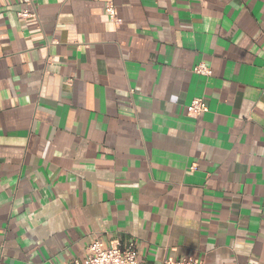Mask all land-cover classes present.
Listing matches in <instances>:
<instances>
[{"label": "crops", "instance_id": "1", "mask_svg": "<svg viewBox=\"0 0 264 264\" xmlns=\"http://www.w3.org/2000/svg\"><path fill=\"white\" fill-rule=\"evenodd\" d=\"M94 240L264 264V0H0V264Z\"/></svg>", "mask_w": 264, "mask_h": 264}, {"label": "built area", "instance_id": "2", "mask_svg": "<svg viewBox=\"0 0 264 264\" xmlns=\"http://www.w3.org/2000/svg\"><path fill=\"white\" fill-rule=\"evenodd\" d=\"M29 4L33 0H28ZM105 12L111 20L118 22L117 13L110 3L105 5ZM30 14L29 11L21 12V16ZM194 71L202 74H209V69L200 64L194 67ZM207 111V104L202 98H194L187 106L188 116L197 118ZM84 264H144L139 258V252L133 242L122 245L118 240H112L108 246H102L98 240L92 241L87 247ZM162 264H205L202 260L192 257H180L166 259Z\"/></svg>", "mask_w": 264, "mask_h": 264}]
</instances>
